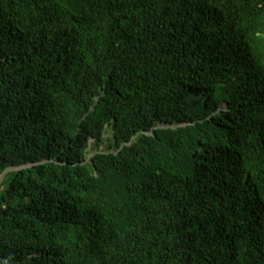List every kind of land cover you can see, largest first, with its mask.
<instances>
[{"label":"trees","instance_id":"trees-1","mask_svg":"<svg viewBox=\"0 0 264 264\" xmlns=\"http://www.w3.org/2000/svg\"><path fill=\"white\" fill-rule=\"evenodd\" d=\"M0 264H264V0H0Z\"/></svg>","mask_w":264,"mask_h":264},{"label":"rangeland","instance_id":"rangeland-1","mask_svg":"<svg viewBox=\"0 0 264 264\" xmlns=\"http://www.w3.org/2000/svg\"><path fill=\"white\" fill-rule=\"evenodd\" d=\"M108 136V135H107Z\"/></svg>","mask_w":264,"mask_h":264}]
</instances>
